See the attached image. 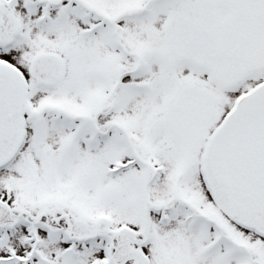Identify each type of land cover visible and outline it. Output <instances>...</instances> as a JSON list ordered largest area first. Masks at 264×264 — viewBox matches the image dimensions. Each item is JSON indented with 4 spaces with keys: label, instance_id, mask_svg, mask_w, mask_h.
<instances>
[{
    "label": "snow or ice",
    "instance_id": "snow-or-ice-1",
    "mask_svg": "<svg viewBox=\"0 0 264 264\" xmlns=\"http://www.w3.org/2000/svg\"><path fill=\"white\" fill-rule=\"evenodd\" d=\"M0 264H264V0H0Z\"/></svg>",
    "mask_w": 264,
    "mask_h": 264
}]
</instances>
